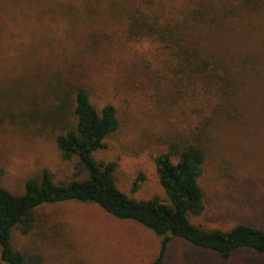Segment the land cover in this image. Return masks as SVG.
<instances>
[{"label": "rangeland", "instance_id": "rangeland-1", "mask_svg": "<svg viewBox=\"0 0 264 264\" xmlns=\"http://www.w3.org/2000/svg\"><path fill=\"white\" fill-rule=\"evenodd\" d=\"M162 31L185 32L180 41L205 65L181 58ZM77 85L97 110H116L118 127L93 156L116 162L115 183L129 197L167 202L154 157L171 140L196 143L206 152L205 207L189 221L264 229V0H0L2 186L22 193L42 168L56 183L86 177L55 144L74 121ZM58 88L68 107L55 118ZM160 243L134 220L77 201L37 207L32 231L12 235L43 264H148ZM162 264H264V254L241 248L223 260L173 237Z\"/></svg>", "mask_w": 264, "mask_h": 264}, {"label": "trees", "instance_id": "trees-1", "mask_svg": "<svg viewBox=\"0 0 264 264\" xmlns=\"http://www.w3.org/2000/svg\"><path fill=\"white\" fill-rule=\"evenodd\" d=\"M171 34V35H170ZM161 32L162 39L170 46L177 44L181 58L196 57L195 66L205 62L180 40L185 32L175 35ZM180 43V44H178ZM208 70H203L205 72ZM210 72V71H209ZM215 74V72H211ZM64 94V95H62ZM57 102L50 106V115L64 114L66 95L56 91ZM71 120L65 132L55 137V144L64 160L76 157L86 172V177L56 183L52 173L42 168L39 177H29L22 193H13L1 184L0 168V260L7 264H43V255L37 249H15L12 244L14 230L28 234L35 227L36 208L49 203L64 201L94 202L119 219H131L161 237L160 249L148 264H162L166 248L173 237L214 251L227 260L241 248L264 254V229L249 223H237L231 228L205 229L192 224L188 216L199 215L204 210L203 193L198 179L203 173L206 152L196 143L171 140L167 150L154 157L158 180L167 202L158 196L135 199L120 190L114 178L115 161H96L93 153L105 147L104 138L115 131L119 124L114 106L105 104L100 110L90 102L89 93L81 85L74 88ZM173 158H176L174 161ZM142 177L136 179L134 188Z\"/></svg>", "mask_w": 264, "mask_h": 264}]
</instances>
